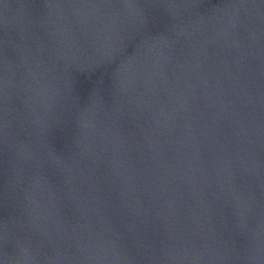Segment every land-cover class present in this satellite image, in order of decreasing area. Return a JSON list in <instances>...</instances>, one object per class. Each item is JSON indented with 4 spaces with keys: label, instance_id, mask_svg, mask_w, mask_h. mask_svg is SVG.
<instances>
[{
    "label": "water",
    "instance_id": "water-1",
    "mask_svg": "<svg viewBox=\"0 0 264 264\" xmlns=\"http://www.w3.org/2000/svg\"><path fill=\"white\" fill-rule=\"evenodd\" d=\"M0 264H264V0H0Z\"/></svg>",
    "mask_w": 264,
    "mask_h": 264
}]
</instances>
